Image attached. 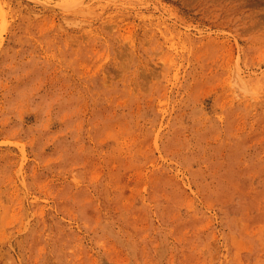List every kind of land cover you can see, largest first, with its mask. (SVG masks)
Returning <instances> with one entry per match:
<instances>
[{
	"label": "rangeland",
	"instance_id": "1",
	"mask_svg": "<svg viewBox=\"0 0 264 264\" xmlns=\"http://www.w3.org/2000/svg\"><path fill=\"white\" fill-rule=\"evenodd\" d=\"M0 264H264V0H0Z\"/></svg>",
	"mask_w": 264,
	"mask_h": 264
}]
</instances>
